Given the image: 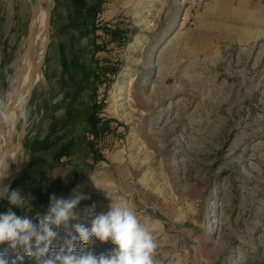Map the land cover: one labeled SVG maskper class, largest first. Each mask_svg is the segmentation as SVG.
I'll list each match as a JSON object with an SVG mask.
<instances>
[{
  "label": "rangeland",
  "instance_id": "obj_1",
  "mask_svg": "<svg viewBox=\"0 0 264 264\" xmlns=\"http://www.w3.org/2000/svg\"><path fill=\"white\" fill-rule=\"evenodd\" d=\"M24 1L5 96L15 69L24 67L13 90L19 109L25 89L26 108L6 183L30 162L36 132L55 106L51 51L72 45L91 67L88 102L80 114L72 107L60 115L42 145L63 144L64 162L76 140L90 145L89 163L59 194L68 198L75 189L90 197L77 207L79 222L90 226L82 210L93 203L106 212L108 195L152 232L158 264H264V0H95L94 17L71 44L63 34L72 24L56 23L52 0L49 44L41 72L33 69L31 95L21 84L32 57L26 49L35 0ZM113 247L94 238L77 251ZM0 252L10 262L19 255L6 243ZM23 264L35 262L25 256Z\"/></svg>",
  "mask_w": 264,
  "mask_h": 264
},
{
  "label": "crops",
  "instance_id": "obj_2",
  "mask_svg": "<svg viewBox=\"0 0 264 264\" xmlns=\"http://www.w3.org/2000/svg\"><path fill=\"white\" fill-rule=\"evenodd\" d=\"M94 8H98V3L95 0H58L55 10L56 23H60L62 27L67 23L72 24V26L67 27L63 34L69 40V44L84 35L83 31L86 29L81 24L89 22L90 17H94ZM25 15L26 2L24 0H0V117L3 112H7L5 120L0 122L1 144H3V129L6 127L9 118L8 94L12 85L9 87L6 96L5 87L11 64L19 49L21 25L25 22ZM69 47V50L68 47H55L54 52L51 51L53 58L49 66V88L55 106L47 111V118L36 132L39 136L41 135L35 144L39 146L38 149L33 151L32 158L22 173L18 174L14 182H11L12 188L20 190L25 195L31 194L33 211L27 213L30 216L39 212L35 210H46L50 195L55 194L59 197L63 191L61 188L74 182L76 173L86 166L85 163H89L88 157L91 156L90 145L83 138L80 141L76 140L77 144H74L73 149L70 150V155H68L70 160L67 162H64V158L60 156L61 154L64 157L65 154L61 153L65 147L63 144L58 145L56 140L55 144L50 143L46 147L42 145L54 131L55 120L57 121L60 115L64 116L72 107L80 114L83 112L84 103L88 102L91 67L83 61L80 62L76 56L77 48L72 47V45ZM17 70L15 69L13 76ZM13 76L11 77V84L13 83ZM18 98L15 99V109H17ZM15 109L13 116L16 114ZM61 111L62 114H60ZM75 116L77 117L76 114ZM9 138L10 144H12L11 135ZM15 153L19 157V151L17 150ZM9 207L10 205L6 200H0V213L5 212ZM12 210L17 215L25 214L19 208Z\"/></svg>",
  "mask_w": 264,
  "mask_h": 264
},
{
  "label": "clouds",
  "instance_id": "obj_3",
  "mask_svg": "<svg viewBox=\"0 0 264 264\" xmlns=\"http://www.w3.org/2000/svg\"><path fill=\"white\" fill-rule=\"evenodd\" d=\"M9 161L0 156V200L10 205L0 213V246L6 243L19 255L10 262L7 254L0 252V264H23L25 256L35 264H158L152 232L131 208L111 203L107 194L110 204L106 212H97L95 203L82 210L90 226L79 222L81 213L77 211L81 201L90 197L75 189L68 198L50 195L46 211L28 215L33 211L31 194L4 183L10 176ZM13 208L25 214L17 215ZM94 238L114 247L101 254L91 249L77 251V245H91Z\"/></svg>",
  "mask_w": 264,
  "mask_h": 264
},
{
  "label": "bare ground",
  "instance_id": "obj_4",
  "mask_svg": "<svg viewBox=\"0 0 264 264\" xmlns=\"http://www.w3.org/2000/svg\"><path fill=\"white\" fill-rule=\"evenodd\" d=\"M47 4H48L47 0H42L40 2H39V0H35V3H34L33 8H32V11L34 10L35 12L38 9L39 10H38L36 16L34 17V19L32 20L31 31H30L31 43H30V47L28 49H26V53L29 56H32V57H31V59H28L27 62L25 63V73H24V77H23V80H22V84H21V90L24 89V86L26 88L27 84L29 83L28 82V79H29V75L28 74L30 73L31 67L32 66L35 67V65H36L35 63L38 62V58L41 60L43 42H44V46H46V39L44 40V38H45L46 19H47V16H48V5ZM34 67H33V69H34ZM20 68L22 69L24 67H20ZM21 69H19V71H17L16 74L13 76V83L11 84L12 85V87H11L12 89H10V92L8 94V100L10 102V109H9V115H8L9 118H8L6 127H9V125H10L9 135H11L12 138H14V136H15L14 134H15V126H16V123H15V125L12 124V123L16 122L17 118H18V117H16V114H14V116H13L14 107H15V104H16L15 103V99H16V96L18 94L16 91L13 90V87L15 86L16 89H18V87H19L18 84H17V86L15 84L17 82L18 74H19ZM37 71L39 73L41 72V67L40 66L37 68ZM24 91H25V89L23 90L22 93H20V97L21 98H20V101H19V109L23 105L22 104V96L24 94ZM20 138H21V135H20ZM18 147H19V143L14 145V147H13L12 156H11L13 158V160H15L14 153L16 152ZM2 149H3V144H2ZM13 160H11V161H13ZM17 169H18V165H17Z\"/></svg>",
  "mask_w": 264,
  "mask_h": 264
},
{
  "label": "water",
  "instance_id": "obj_5",
  "mask_svg": "<svg viewBox=\"0 0 264 264\" xmlns=\"http://www.w3.org/2000/svg\"><path fill=\"white\" fill-rule=\"evenodd\" d=\"M42 1V0H39V2ZM48 2V16H47V19H46V25H45V39H46V49H47V46L49 44V39H50V25H51V14H52V0H47ZM39 7V6H38ZM39 10V9H38ZM38 10L35 12L34 10L32 11V15H31V24H32V20L34 19V17L36 16ZM44 58V57H43ZM40 59L38 58V62L36 63L35 67L32 66L31 69H30V73H29V79H28V85L30 87V92H29V95H31L32 91H33V87H34V83H35V79H36V76L37 74H35L36 72L33 71V67L34 69L36 70L41 64L42 62L39 61ZM43 61V59H42ZM32 70V71H31ZM37 71V70H36ZM26 108L25 107V104H23L20 109H17L16 111V117H18V115H21L23 113V109ZM6 115H7V112H3L1 117H0V122L4 121L5 118H6ZM16 122H13L12 124L15 125ZM9 128H10V125L9 127H5L3 129V149L0 153L1 156H4V157H8L9 158V154H10V138H9ZM5 184H8L5 182Z\"/></svg>",
  "mask_w": 264,
  "mask_h": 264
}]
</instances>
